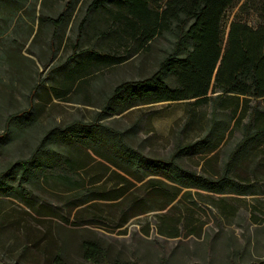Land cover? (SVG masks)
Segmentation results:
<instances>
[{"label": "rangeland", "instance_id": "obj_1", "mask_svg": "<svg viewBox=\"0 0 264 264\" xmlns=\"http://www.w3.org/2000/svg\"><path fill=\"white\" fill-rule=\"evenodd\" d=\"M243 1L225 13L224 42L236 17L251 27L264 23V2L259 0V16L240 13ZM90 2L0 0V264L264 262V146L253 152L256 171L241 182L245 194L185 189L167 205L173 191L134 182L125 198L108 200L121 186L105 159L115 160L112 153L120 150L113 131L144 157L165 158L177 141L195 135L183 130L193 101L106 111L113 88L153 74L173 39L159 34L134 54L137 45L107 13L113 6L94 12ZM90 53L126 60L108 66ZM196 109L203 123L210 118L209 103ZM75 122L73 141L57 137L33 159L35 178L23 185L28 199L7 190L18 181L6 170L32 158L48 131ZM239 139L235 131L220 149L221 159ZM196 161L189 160V170L199 172ZM153 191L165 196L152 198ZM88 244L98 247V262L86 259Z\"/></svg>", "mask_w": 264, "mask_h": 264}, {"label": "trees", "instance_id": "obj_2", "mask_svg": "<svg viewBox=\"0 0 264 264\" xmlns=\"http://www.w3.org/2000/svg\"><path fill=\"white\" fill-rule=\"evenodd\" d=\"M237 1L243 0H167L164 5L163 0H91L89 3V10L94 12L108 4L113 6L115 11L107 10V13L118 23L117 31L137 45L134 54L159 34L173 39L170 53L162 58L153 74L113 88L105 101L106 111L118 115L134 106L193 101L190 104L193 108L186 111L183 130L194 131L195 135L188 141H177L172 153L165 158L144 157L124 142L121 132L113 131L114 145L120 150L112 153L116 161L105 159L110 162V175L116 186H121L108 200L125 198L134 188V182H144L150 187L158 184L173 191L167 205L185 189L245 194L241 182L247 180L248 173L256 171L253 152L264 146V23L251 27L236 17L229 23L224 42L223 19ZM249 11L259 13V0L243 1L239 12ZM90 55L108 66L126 60L96 53ZM206 103L210 105V118L203 123L196 108ZM75 125L76 122L48 131L32 158L11 165L6 174L15 178L18 186L7 190L19 192L28 199L29 191L23 185L35 178L29 168L33 159L57 137L73 141L78 136ZM235 131L240 132V139L226 158L221 159L220 149ZM192 157L197 158L195 166L199 172L188 168ZM65 162L71 171H76L72 158L67 157ZM63 178L72 182L69 177ZM151 194L152 198L165 196L164 191ZM84 247L86 259L98 262V247L91 244Z\"/></svg>", "mask_w": 264, "mask_h": 264}]
</instances>
